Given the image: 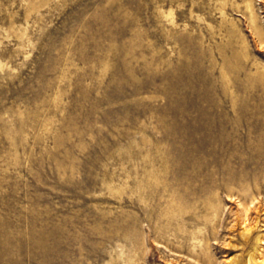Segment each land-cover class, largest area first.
Listing matches in <instances>:
<instances>
[{"label":"rangeland","instance_id":"obj_1","mask_svg":"<svg viewBox=\"0 0 264 264\" xmlns=\"http://www.w3.org/2000/svg\"><path fill=\"white\" fill-rule=\"evenodd\" d=\"M261 261L264 0H0V264Z\"/></svg>","mask_w":264,"mask_h":264},{"label":"bare ground","instance_id":"obj_2","mask_svg":"<svg viewBox=\"0 0 264 264\" xmlns=\"http://www.w3.org/2000/svg\"><path fill=\"white\" fill-rule=\"evenodd\" d=\"M180 167H178L179 169ZM151 171V170H150ZM172 180L171 182H169V180L166 181H162L161 185H158V187H155L154 185L156 184V182L158 183V178H152L150 177L149 174H146L144 178L140 179L137 182V186H136V205L140 206L139 202L141 201V196L143 195V197L145 198L146 202L144 206H147L150 208L152 207V202H155L157 200H160L161 198L165 197V202L163 203L164 206L169 204V194H168V189L172 187V185L177 186V188H181V183L182 181H178L179 179ZM189 185V184H187ZM141 186L143 187V192H141ZM174 189V188H172ZM171 190V189H170ZM178 190V189H177ZM185 190V189H184ZM175 191V190H174ZM143 193V194H142ZM179 192H177L178 195ZM176 194H173L171 198L175 197ZM168 197V198H167ZM167 198V199H166ZM174 199V198H173ZM179 199V198H178ZM170 207V206H168ZM259 264H262V261L259 262Z\"/></svg>","mask_w":264,"mask_h":264}]
</instances>
